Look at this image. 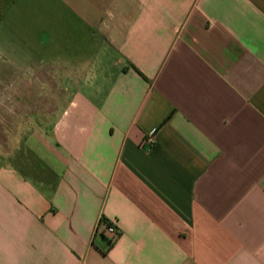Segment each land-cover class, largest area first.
<instances>
[{
    "label": "crops",
    "instance_id": "obj_1",
    "mask_svg": "<svg viewBox=\"0 0 264 264\" xmlns=\"http://www.w3.org/2000/svg\"><path fill=\"white\" fill-rule=\"evenodd\" d=\"M49 9L4 78L0 264H264V0Z\"/></svg>",
    "mask_w": 264,
    "mask_h": 264
},
{
    "label": "rangeland",
    "instance_id": "obj_2",
    "mask_svg": "<svg viewBox=\"0 0 264 264\" xmlns=\"http://www.w3.org/2000/svg\"><path fill=\"white\" fill-rule=\"evenodd\" d=\"M51 0H0V154L3 141V129L7 123L5 108H15L18 100L2 99V91L8 83L4 82L10 76L24 73L28 68L27 64H33L34 33L37 31L40 15L48 14ZM6 15L2 21L1 15ZM44 22V21H43ZM4 83V84H3ZM7 83V84H6ZM9 84L11 90L18 89L17 84ZM6 91L8 89L5 88ZM12 96H14L12 94ZM49 102V101H47ZM55 102V101H54ZM27 107H33V101H26ZM45 120L49 117H38ZM24 117H11V124L23 122ZM30 119V120H29ZM33 117H25V120L32 121ZM20 120V121H19ZM26 121V122H27ZM16 129V128H15ZM13 134H17L14 132Z\"/></svg>",
    "mask_w": 264,
    "mask_h": 264
},
{
    "label": "built area",
    "instance_id": "obj_3",
    "mask_svg": "<svg viewBox=\"0 0 264 264\" xmlns=\"http://www.w3.org/2000/svg\"><path fill=\"white\" fill-rule=\"evenodd\" d=\"M152 136L153 135L151 134V136L147 137V139H146V143L149 144V145H151L153 143ZM106 231L111 235L112 239L117 237V235H118L117 229L111 224H107Z\"/></svg>",
    "mask_w": 264,
    "mask_h": 264
},
{
    "label": "trees",
    "instance_id": "obj_4",
    "mask_svg": "<svg viewBox=\"0 0 264 264\" xmlns=\"http://www.w3.org/2000/svg\"><path fill=\"white\" fill-rule=\"evenodd\" d=\"M107 222L105 221V220H101L100 222H99V226H98V228L100 229V228H103L104 230H106V226H107Z\"/></svg>",
    "mask_w": 264,
    "mask_h": 264
}]
</instances>
